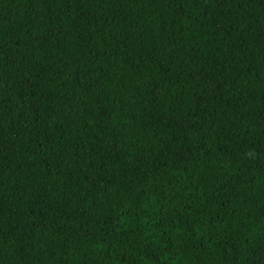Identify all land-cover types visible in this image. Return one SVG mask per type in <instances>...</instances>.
I'll return each instance as SVG.
<instances>
[{
  "label": "trees",
  "instance_id": "obj_1",
  "mask_svg": "<svg viewBox=\"0 0 264 264\" xmlns=\"http://www.w3.org/2000/svg\"><path fill=\"white\" fill-rule=\"evenodd\" d=\"M0 264H264V0H0Z\"/></svg>",
  "mask_w": 264,
  "mask_h": 264
}]
</instances>
